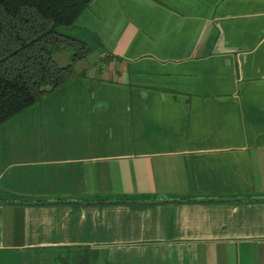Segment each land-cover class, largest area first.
Here are the masks:
<instances>
[{"label": "crops", "instance_id": "1", "mask_svg": "<svg viewBox=\"0 0 264 264\" xmlns=\"http://www.w3.org/2000/svg\"><path fill=\"white\" fill-rule=\"evenodd\" d=\"M60 32L100 52L0 124V264H264V0H92Z\"/></svg>", "mask_w": 264, "mask_h": 264}, {"label": "trees", "instance_id": "2", "mask_svg": "<svg viewBox=\"0 0 264 264\" xmlns=\"http://www.w3.org/2000/svg\"><path fill=\"white\" fill-rule=\"evenodd\" d=\"M91 1L0 0V124L83 75L74 63L86 59L90 50L58 28L72 26ZM65 49L69 61L58 64L55 55ZM94 257L81 253L75 264H94ZM73 259L63 263L74 264Z\"/></svg>", "mask_w": 264, "mask_h": 264}, {"label": "rangeland", "instance_id": "3", "mask_svg": "<svg viewBox=\"0 0 264 264\" xmlns=\"http://www.w3.org/2000/svg\"><path fill=\"white\" fill-rule=\"evenodd\" d=\"M61 29H63V28H58V31L60 32ZM99 52H100V50L92 49L89 52V55L87 56L86 59H82V60H79V61H77V62L74 63V68L76 70H78V71L81 68H85L87 66V63L90 62V61H92L94 59V57H96ZM69 53H70V51L67 50V49L62 50L59 53H56L55 60L57 61L58 64H66L69 61ZM0 196L2 198H10V199L4 200V201H19V202H21L20 200H17L16 199V198H20L19 195L5 192V191H3V189L0 190ZM158 199H161V198H158ZM152 200H155V199H152ZM16 255L17 256H20L21 254L18 252ZM13 260L12 261L6 260V261H4V263H7V264H10V262H13V263H16V264L19 263L18 262L19 261L18 259H15L14 258ZM57 264H65V263H63L62 261H60V262H57Z\"/></svg>", "mask_w": 264, "mask_h": 264}, {"label": "water", "instance_id": "4", "mask_svg": "<svg viewBox=\"0 0 264 264\" xmlns=\"http://www.w3.org/2000/svg\"><path fill=\"white\" fill-rule=\"evenodd\" d=\"M236 198H240V197H236ZM209 199H220V200H227L229 198H193L190 200H194V201H201V200H209ZM252 199H263L264 197H252ZM171 202V201H178V199H155V200H115V199H107V200H103L101 202L103 203H117V202H134V203H138V204H151V203H162V202ZM10 202V201H7ZM14 203H20L19 201H11ZM48 203H54V202H78V203H82V201H73V200H62V201H55V200H50L47 201ZM32 204H34L35 202H30Z\"/></svg>", "mask_w": 264, "mask_h": 264}]
</instances>
